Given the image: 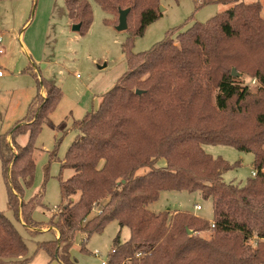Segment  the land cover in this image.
I'll return each mask as SVG.
<instances>
[{
  "label": "trees",
  "instance_id": "trees-1",
  "mask_svg": "<svg viewBox=\"0 0 264 264\" xmlns=\"http://www.w3.org/2000/svg\"><path fill=\"white\" fill-rule=\"evenodd\" d=\"M162 1L93 0L115 17L120 9L129 10L127 70L100 96L96 109L73 123L77 135L64 158L60 160L56 151L49 154L46 171L57 161L60 172L70 169L74 174L59 178L61 208L47 223L32 218L33 211L43 207V195L28 201L23 197L33 184L35 139L43 124H51L49 115L60 103L61 90L38 77L26 116L0 135L7 208L32 238L49 228L51 237L35 246V252L44 251L49 260L76 264L70 249L77 235H84L80 250L86 253V241L116 222L119 230L105 264H264L260 0H193L195 9L231 7L184 31L168 30L150 50L133 54V40L162 16ZM63 2L70 25L78 24V32L85 35L93 20L90 0ZM232 69L239 75L233 76ZM243 76L255 80L254 90L241 83ZM21 135H27L24 146L16 142ZM204 145L251 153L255 174L243 184L224 182L223 174L239 163L212 157ZM164 191L199 192L202 199L211 200L213 220L188 212H151L148 206ZM122 228L130 232L123 243ZM31 259L14 222L0 211V264Z\"/></svg>",
  "mask_w": 264,
  "mask_h": 264
},
{
  "label": "rangeland",
  "instance_id": "rangeland-1",
  "mask_svg": "<svg viewBox=\"0 0 264 264\" xmlns=\"http://www.w3.org/2000/svg\"><path fill=\"white\" fill-rule=\"evenodd\" d=\"M90 3L93 20L89 31L81 35L71 29L63 0L0 1V31L4 35L6 49L5 54L0 56V69L4 74L0 79V135L6 134L26 116L29 103L36 95L38 77L57 86L62 93L60 103L49 115L51 124H43L35 139L33 184L23 197L24 201H28L36 194L43 195V207L36 208L32 213L33 220L37 222L47 223L48 218L58 213L62 204L59 178L66 180L74 174L70 169L60 172L57 161H52L46 171L49 154L56 151L60 160L64 158L77 135L72 129L73 123L91 112L99 104L100 96L107 93L127 70L124 43L130 31H117L118 17L102 12L93 0ZM260 3L261 16L264 17V0H260ZM160 7L163 8L162 16L148 26L142 37L133 40V54L150 50L168 30L182 27L184 31L193 23H204L229 10L231 4L195 9L193 0H164ZM240 81L243 85H250L253 90L256 88L249 77L243 76ZM39 94L44 98L43 91ZM6 141L10 142V139L7 137ZM16 142L21 146L26 145L27 135L17 137ZM203 150L214 158H223L230 165L239 163L237 168L223 174L222 179L226 183L243 184L254 171L251 153H241L222 145H204ZM6 195L0 163V211L14 222L27 245L29 256L33 258L38 253L35 252L36 243L47 241L51 236L41 234L32 238L28 235L8 210ZM195 206H200L201 211H196ZM148 209L156 214L164 210L188 212L210 222L213 220L211 200L202 199L199 192L164 191ZM118 230L116 222L108 224L100 234L86 241V253L80 250L84 235H77L70 249L76 264L106 262ZM120 233V241L126 242L130 232L122 228ZM208 235L207 232L202 234L205 238ZM41 258H33L31 264L41 263Z\"/></svg>",
  "mask_w": 264,
  "mask_h": 264
},
{
  "label": "water",
  "instance_id": "water-1",
  "mask_svg": "<svg viewBox=\"0 0 264 264\" xmlns=\"http://www.w3.org/2000/svg\"><path fill=\"white\" fill-rule=\"evenodd\" d=\"M159 11L162 13L163 11V8L162 7H159ZM118 21H117V26L115 27L117 31L121 32L122 30H127V16L129 14V10L128 9H120L118 11ZM79 28L80 26L78 24H75L72 26V30L73 31H79ZM232 75L233 76H237V72H235L234 69H232ZM140 91L137 92V94L139 93ZM188 233L190 234L191 231H188Z\"/></svg>",
  "mask_w": 264,
  "mask_h": 264
},
{
  "label": "crops",
  "instance_id": "crops-1",
  "mask_svg": "<svg viewBox=\"0 0 264 264\" xmlns=\"http://www.w3.org/2000/svg\"><path fill=\"white\" fill-rule=\"evenodd\" d=\"M263 17V16H262ZM263 19H264V17H263ZM1 32V31H0ZM18 39L20 40L21 39V36L19 35L18 36ZM3 76H4V74L0 77V79L1 78H3ZM98 106V105H97ZM97 106H95V107H93V109H96V107ZM253 172V171H252ZM175 211V210H174ZM201 211V210H200ZM48 231V230H47ZM47 231H42V234H46V235H48L46 232ZM38 253L33 257L34 259L36 258L37 259V257L39 258V257H42L41 258V260H42V262L41 263H39V264H59L57 261H55V260H49V257H48V255L44 252V251H42V250H38L37 251ZM31 259L30 261H28L27 263H25V264H31L33 261H34V259Z\"/></svg>",
  "mask_w": 264,
  "mask_h": 264
},
{
  "label": "built area",
  "instance_id": "built-area-1",
  "mask_svg": "<svg viewBox=\"0 0 264 264\" xmlns=\"http://www.w3.org/2000/svg\"><path fill=\"white\" fill-rule=\"evenodd\" d=\"M6 52V49L4 48V35L2 32H0V56L1 55H4ZM3 75V71L0 69V77ZM252 84H255V80H252L251 81ZM255 174V171H253L251 173V175L253 176ZM195 210L196 211H200L201 210V207L200 206H195ZM253 242H255V238L253 239ZM96 256V254H95ZM100 264H105L104 261H101Z\"/></svg>",
  "mask_w": 264,
  "mask_h": 264
}]
</instances>
